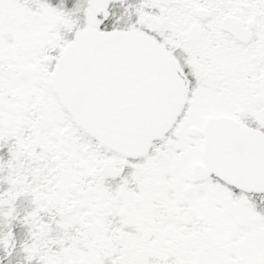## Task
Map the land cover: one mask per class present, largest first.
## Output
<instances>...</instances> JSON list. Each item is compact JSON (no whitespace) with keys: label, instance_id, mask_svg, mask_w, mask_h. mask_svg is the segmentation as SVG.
Here are the masks:
<instances>
[{"label":"snow or ice","instance_id":"1","mask_svg":"<svg viewBox=\"0 0 264 264\" xmlns=\"http://www.w3.org/2000/svg\"><path fill=\"white\" fill-rule=\"evenodd\" d=\"M0 264H264V0H0Z\"/></svg>","mask_w":264,"mask_h":264}]
</instances>
